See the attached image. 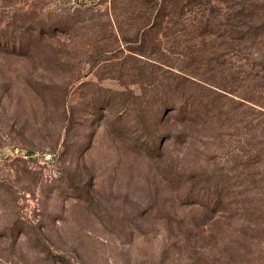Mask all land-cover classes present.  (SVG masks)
<instances>
[{
  "label": "rangeland",
  "instance_id": "rangeland-1",
  "mask_svg": "<svg viewBox=\"0 0 264 264\" xmlns=\"http://www.w3.org/2000/svg\"><path fill=\"white\" fill-rule=\"evenodd\" d=\"M12 20L47 33L0 40V264H264V176L236 140L264 112V0H0ZM189 83L218 109L161 125L153 94ZM202 171L228 175L220 206Z\"/></svg>",
  "mask_w": 264,
  "mask_h": 264
},
{
  "label": "trees",
  "instance_id": "trees-1",
  "mask_svg": "<svg viewBox=\"0 0 264 264\" xmlns=\"http://www.w3.org/2000/svg\"><path fill=\"white\" fill-rule=\"evenodd\" d=\"M167 4L166 2H164ZM160 16V15H159ZM158 15L154 17L155 22H153V27L156 25ZM153 20V21H154ZM11 25H6L4 28L0 26V40L6 41V47H4V52L8 51L9 53H15V50H24L32 44V41L37 36H43L46 34V31H38L37 33L29 32L26 33L25 36L15 37L16 33L18 34L17 27H21L20 25H16L14 20L11 21ZM47 26H49L52 30L56 29L58 26L56 21H48ZM43 23H41V26ZM9 26H12L13 29L9 32ZM33 30L37 31L36 28ZM2 34L4 36H2ZM38 34V35H37ZM39 34H41L39 36ZM10 48V50L8 49ZM208 62H205V64ZM188 80L186 79V82ZM159 90V89H158ZM205 91L198 87L197 85L193 87L191 83L184 85L183 88L178 90L174 86L170 84L163 85V88L158 92L153 94L156 99V104H163L166 108L167 116H164L161 119V125L167 124L171 122V119L177 120L180 122L187 123H200L206 122L209 114L211 116L218 109L216 103L214 102V97L211 94L204 93ZM171 112V113H170ZM169 113V114H168ZM220 113V112H219ZM240 115L239 110L237 108L229 109L225 111L223 115H226V119L232 121L233 123L227 124L229 131L228 133L231 135L236 132H241L242 124L240 117L238 120L235 118L237 115ZM250 116L249 124V138L245 139H236L238 141V148L241 146L249 145L253 149V153L249 154L246 158H242L240 161L241 165H248L252 170V179L250 180L253 184L256 180L263 179L264 169L261 171H257V168L260 166H264V112L258 110H250L247 113V116ZM231 118V119H230ZM251 125V126H250ZM250 140V142H249ZM251 178V176H250ZM187 180L194 185L199 184L201 188L208 190L210 188H214V192L216 194L218 202L215 204H219V206L223 203L224 198H229V187H231L228 181V175L225 173H213L208 171H202L199 174L194 173L193 175H188ZM215 197V198H216ZM216 210L218 208H215Z\"/></svg>",
  "mask_w": 264,
  "mask_h": 264
}]
</instances>
